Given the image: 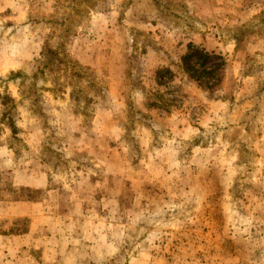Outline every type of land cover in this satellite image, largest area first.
<instances>
[{"label": "rangeland", "instance_id": "374dc122", "mask_svg": "<svg viewBox=\"0 0 264 264\" xmlns=\"http://www.w3.org/2000/svg\"><path fill=\"white\" fill-rule=\"evenodd\" d=\"M0 264H264V0H0Z\"/></svg>", "mask_w": 264, "mask_h": 264}, {"label": "trees", "instance_id": "16d2710c", "mask_svg": "<svg viewBox=\"0 0 264 264\" xmlns=\"http://www.w3.org/2000/svg\"><path fill=\"white\" fill-rule=\"evenodd\" d=\"M183 60H185V56H184ZM184 71L189 75L190 78H192L193 80H196V81L199 79L207 78L208 76L211 75L209 72H201L199 75L195 76V74H193L191 72V69L186 64H184ZM164 72H168V70L167 69L162 70V71L160 70V75H162V73H164Z\"/></svg>", "mask_w": 264, "mask_h": 264}]
</instances>
